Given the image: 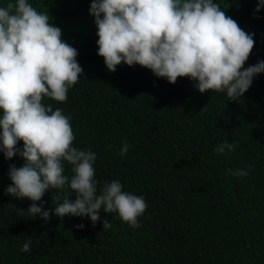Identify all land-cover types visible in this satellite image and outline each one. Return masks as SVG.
I'll list each match as a JSON object with an SVG mask.
<instances>
[{"label":"trees","instance_id":"trees-1","mask_svg":"<svg viewBox=\"0 0 264 264\" xmlns=\"http://www.w3.org/2000/svg\"><path fill=\"white\" fill-rule=\"evenodd\" d=\"M28 2L50 19H94L90 0ZM215 2L254 33L244 67L264 60V7L254 18L256 1ZM97 38L81 31L63 39L78 50L83 73L66 102L44 103L70 117L74 147L97 154L98 189L119 180L124 191L145 198L141 226L103 210L95 225L87 216L51 215L66 196L75 199L67 186L36 202L49 220L20 215L32 201L10 197L4 188L11 183L9 166L24 161L0 153V264H264V73L242 97L227 100L223 92L201 94L187 78L170 84L139 65L121 63L109 72L97 55ZM226 140L238 147L215 152ZM125 141L130 147L121 155ZM64 167L71 178L72 165ZM238 169L249 175L228 172ZM104 219L110 228L103 229ZM29 239L31 251L22 252Z\"/></svg>","mask_w":264,"mask_h":264},{"label":"clouds","instance_id":"clouds-1","mask_svg":"<svg viewBox=\"0 0 264 264\" xmlns=\"http://www.w3.org/2000/svg\"><path fill=\"white\" fill-rule=\"evenodd\" d=\"M261 7L264 0H256L254 18ZM89 14L97 29V55L109 72L121 63L139 65L170 84L187 78L201 94L223 92L233 101L264 73V60L244 67L255 45L254 33L242 29L215 0H90ZM51 19L28 0L0 6V153L24 161L9 166L11 183L4 193L32 201L26 210L19 209L20 215L47 221L50 212L36 202L46 191L67 186L75 199L66 196L51 215L87 216L95 225L103 210L138 228V217L148 207L145 198L124 191L119 180L98 189L97 154L74 147L70 117L44 103L46 98L66 102L68 90L83 73L78 50L62 39V30ZM129 147L125 141L120 154ZM236 147L237 142L226 140L214 151L231 153ZM65 162L72 165L71 178L65 175ZM228 172L249 175L245 169ZM102 226L111 224L104 219ZM31 243L26 241L21 251L30 252Z\"/></svg>","mask_w":264,"mask_h":264},{"label":"rangeland","instance_id":"rangeland-1","mask_svg":"<svg viewBox=\"0 0 264 264\" xmlns=\"http://www.w3.org/2000/svg\"><path fill=\"white\" fill-rule=\"evenodd\" d=\"M256 1V0H250ZM51 23L58 26L62 30V39L67 40L69 37L76 35L78 32L90 31L96 35V26L94 24V19H67L59 20L56 17H52Z\"/></svg>","mask_w":264,"mask_h":264}]
</instances>
